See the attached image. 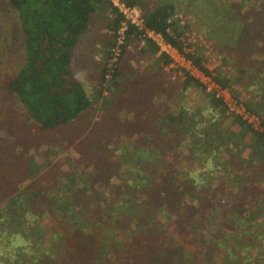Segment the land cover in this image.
<instances>
[{"label": "trees", "instance_id": "obj_1", "mask_svg": "<svg viewBox=\"0 0 264 264\" xmlns=\"http://www.w3.org/2000/svg\"><path fill=\"white\" fill-rule=\"evenodd\" d=\"M119 1L140 11L142 28L111 0H8L25 36V56L16 76L4 83L6 99L0 97V258L43 251L37 240L45 242L41 234L48 230L30 227L28 212L44 202L54 208L56 226L69 228L67 240L64 230L54 240L71 242L81 234L105 249L126 236L129 263L264 264V0ZM96 17L107 21L111 38L102 44L100 81L90 95L72 65L74 51ZM195 28L217 48L219 63L212 71L191 41ZM148 32L160 35L228 90L248 115L259 119L261 129L231 112L224 99L207 93L189 73L183 91L200 89L206 96L193 105L165 108L159 97L167 90L153 79L173 59L159 54L160 45ZM117 46L120 57L111 72ZM135 52L145 64L137 74L124 69ZM125 98L135 108L129 119L117 112ZM8 99L17 100L27 123L49 139L54 158L66 147L58 130L74 133L77 155L75 161L69 159V171L40 175L43 169L31 150L43 142L33 133L27 138L30 150L19 153L22 162L11 156L20 138L6 137L1 130L3 123L13 132V118L3 105ZM100 101L107 105L96 124L101 131L81 136L75 124ZM114 177L120 179L115 186ZM97 221L109 227L103 240L91 236ZM209 245L212 253L206 251ZM29 249L34 251L28 254ZM57 259L48 258L51 264Z\"/></svg>", "mask_w": 264, "mask_h": 264}, {"label": "rangeland", "instance_id": "obj_2", "mask_svg": "<svg viewBox=\"0 0 264 264\" xmlns=\"http://www.w3.org/2000/svg\"><path fill=\"white\" fill-rule=\"evenodd\" d=\"M261 6H263V3L259 7ZM262 12H264V9ZM192 17L194 16L188 15L187 18L192 19ZM107 24L108 23L104 18L96 17L90 25L89 31L82 38L80 45L74 51L72 65L73 73L75 77L85 86L90 95L94 94L95 88L100 81L98 78V69L99 65L103 63L102 55H100V53L103 51L102 44L105 41H109L111 38V33L107 28ZM195 29L196 30H194L193 35L191 36V41L195 44H198L196 48L202 51L208 59V68L210 70H214L219 63L217 48L215 47L213 41L207 40L205 38L204 34L199 28ZM24 39L25 36L21 30L18 14L11 7H9L8 0H0V97L3 99H6V95L2 91L3 87L5 86L4 83L12 80L24 63ZM127 61L128 63L124 66L125 71H132L134 74L140 73V66L145 65L144 60L140 59L137 52L130 56L128 55ZM226 68L229 71H234L233 66H228ZM122 81L125 82L124 80ZM153 81H160L161 85L165 89L164 90L161 88L158 91L164 90L166 92L167 90L168 94L163 93L159 97V100L162 102V105L165 108L170 106L171 108L178 109L180 105H193L196 99L206 96V94L200 89H191L184 92L182 83L185 81V79L181 76L180 69L175 68L173 64L172 66L166 67L163 72L155 75V79H153ZM161 85H158V89L161 87ZM156 92L157 91L155 90L153 95H156ZM105 95L107 96L108 92H106ZM133 97L136 96L133 95L132 98ZM157 97L158 96H154L152 101H155ZM246 98L248 99L249 96ZM131 101L132 99H120L117 109L118 114L122 115V117L126 115V117L128 116V119L131 118L133 115L131 111H135ZM3 105L5 107V114L13 118V132H10L9 126L4 125L3 123L1 130L3 135L6 137L8 135V137H14L13 139H15L16 136L18 140L20 138L18 141V146L16 145L17 149L11 153V156L14 159L20 160V162H22V159L19 158L20 151L30 150L31 143H29L30 139L28 140L27 138L31 136L32 133L34 135H38L39 129L29 121V123H27L25 109H23L17 100L11 99V101L6 102ZM106 106L107 105L104 102L100 101L98 104H94L92 108L80 116V119L75 124V127L81 129V136H94V133L98 134L99 131H101V129H96V124L98 121H102V118L105 115L102 108ZM256 124L260 127V121H257ZM262 130H264V128H262ZM64 133L65 137H68V139H65ZM53 134L55 133H51V135ZM57 134H59L61 139H63L66 144V147L63 150H60L61 152L57 158H54L52 151L53 146L50 144L49 139H46L45 135H38L40 137L39 141H42L43 144L40 147H33L31 150V152L34 154V161L43 169L40 172V175L45 178L50 177L60 169H62L61 171L64 172L69 171V159H73V161L76 160L74 158L77 155L74 148L75 141L73 140L72 136L74 133H70L69 128L66 131L60 128ZM56 136L58 135H55V137ZM57 139L59 138H56V141ZM71 142H73V144H71ZM94 148L100 151V153L104 151V149L101 147L97 148L95 146ZM93 153L95 157H98L99 152H95V149H93ZM112 159L115 160L116 158L111 157V160ZM116 183H120V179L114 177L112 185L115 186ZM110 193L111 192L109 190L105 194ZM120 205L122 207L126 206L123 203H120ZM54 212V208L48 206L44 202H40L39 205H36L34 207V211L29 210L28 212L31 221L30 227L39 224L48 230L47 233L43 231L41 234V236L46 239L45 242H43V240H41V242L40 240H37L39 245L44 247L43 251L39 252V256H31L30 254L18 258H14L13 256L8 258L6 255L7 258H0V264H51L48 260L49 257L58 258L57 264H137V262L134 260L131 261V263L125 260L127 254L129 253L128 250L124 248V242L129 241V239H125L126 236L122 238L120 236L118 240L114 239V242H116L115 245H111V242H108L109 247L105 249H99L98 243L92 241L89 237L85 238L81 234L76 238L74 237L71 242H69V240L66 243L54 240L53 236L55 233L59 234V231L61 230H64V238L67 240L66 232L69 230V228H67V224L64 223L58 224L56 226L57 217L55 216ZM95 226L98 228V230L94 228V230L91 231V236L97 235L98 238L101 237L100 240H103L105 236L110 235L108 230L109 227L106 224H102L100 221H97ZM114 235L115 236L113 238H115L118 233H115ZM213 247V245H209L206 247V251H210L209 253H212L214 249ZM115 248H117V250ZM29 250L30 251H28V254L32 252L31 250L33 249ZM211 255L212 254H209L207 256L208 261H211ZM139 258L140 256L138 259ZM139 262L141 263L142 260ZM143 262L145 263V261Z\"/></svg>", "mask_w": 264, "mask_h": 264}, {"label": "built area", "instance_id": "obj_3", "mask_svg": "<svg viewBox=\"0 0 264 264\" xmlns=\"http://www.w3.org/2000/svg\"><path fill=\"white\" fill-rule=\"evenodd\" d=\"M120 10L125 14L126 19L132 24L136 25L138 28L143 27V21L138 9H131L126 7L124 4L120 3L119 0H111ZM127 29L126 23L120 31V35ZM148 36L155 40L160 45V53L165 52L171 56L173 59V65L175 68L180 69L181 76L186 79V74L189 73L192 77L198 79L205 87L206 92L215 95L218 99H224V101L230 107V111L236 114L244 116L251 124H253L257 129H261L256 122L259 121L258 118L250 116L246 113L242 106H239L232 98L231 93L228 90L223 89L218 83H216L212 77L202 73L200 70L195 68L190 61H188L184 56H182L177 50L173 49L170 45L164 42V39L160 35H156L152 32H148ZM122 43V38H119V45ZM120 57V48L117 46L113 50V58L110 62V70L114 71L115 64L118 62ZM172 64L170 66H172ZM187 68H186V67ZM174 68V67H173ZM183 71V73H182ZM212 71V70H211Z\"/></svg>", "mask_w": 264, "mask_h": 264}]
</instances>
